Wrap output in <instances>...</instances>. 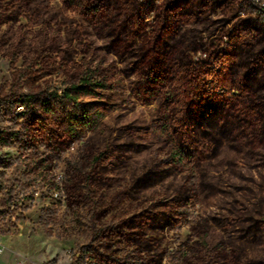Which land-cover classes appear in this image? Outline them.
I'll return each instance as SVG.
<instances>
[{"label":"rangeland","instance_id":"374dc122","mask_svg":"<svg viewBox=\"0 0 264 264\" xmlns=\"http://www.w3.org/2000/svg\"><path fill=\"white\" fill-rule=\"evenodd\" d=\"M173 1L131 0L127 14L113 11L98 25L68 10L65 0H28L40 15L0 25V129L17 134L8 146L0 145V264H93L97 251L122 262L217 264L221 253L226 261L264 264V0H189L190 12L203 14L183 15L187 25H178L168 44L182 70L219 49L213 58L230 63L232 92L248 102L245 111L209 105L187 120L180 144L206 157L203 179L168 164L172 145L148 139L145 129L160 118L163 103L142 105L133 97L137 62L158 12ZM139 4L138 31L132 17ZM88 63L100 65L117 85L103 93L111 111L97 132L55 153L46 141L31 139L13 98L62 89ZM173 111L181 122L186 104H175ZM200 124L230 140L219 144ZM226 143L253 159H241ZM105 149L107 157L86 181L79 175L85 156ZM177 198L181 217L171 205ZM152 212L164 222L146 229V241L104 237L125 219ZM125 221V229L137 235L133 222Z\"/></svg>","mask_w":264,"mask_h":264},{"label":"trees","instance_id":"16d2710c","mask_svg":"<svg viewBox=\"0 0 264 264\" xmlns=\"http://www.w3.org/2000/svg\"><path fill=\"white\" fill-rule=\"evenodd\" d=\"M128 1L131 0H65V4L68 10H76L84 16L94 19L100 25L102 22L106 24L105 20L112 15L113 11L118 10L121 15L127 14L128 3L126 4V2ZM175 1L165 5L163 13L158 12L157 14L150 40L146 42L141 58L137 62L139 81L135 84L133 97L142 105H149L157 100L163 103L160 118L148 124L145 129L148 139L154 143L172 145L168 164L182 172L189 171L195 174L198 179H203L207 176V171L202 170L200 165L205 163L206 157L203 158L201 152L185 149L180 144V138L186 133L185 128L187 131V120L194 118V115L202 112L209 105L222 104L230 108L240 107L245 111L248 102L245 96L232 92L234 87L228 73L231 68L230 63L220 62L213 58V55L220 51L219 49L209 53L207 60L190 62L183 70L180 69L178 59L175 58L177 53L169 52L168 44L176 35L177 26L187 25L188 22L183 20V15L198 19L203 13L201 10L191 13L189 0ZM27 2L28 0H0V7H3L0 12V25L8 23L12 19L14 21L23 17L28 19L31 15L41 14L38 9H30ZM138 8L139 11L132 18L139 31L143 22V15L140 13L142 4H139ZM50 26L53 28V22L50 23ZM9 28L15 30L13 26ZM1 40L3 39L1 38ZM39 46L41 47L40 44ZM214 64L217 66L213 67ZM88 65L90 66H85L81 71L76 82L65 85L62 89L44 90L13 98V109L19 107L23 109L19 118L28 120L26 130L31 139L46 141L55 153L61 151L63 147L82 141L88 134L97 132L111 111L110 108L104 107L103 93L115 90L117 85L110 83L108 78L102 74L100 65L95 67L91 66V63ZM237 90L241 92L240 87ZM250 99L253 100V98ZM180 102L186 104V116L181 122H177L173 108ZM246 112H250V109H247ZM198 128L206 135H216L221 145L230 140L228 137H224L218 129H213L211 125L200 124ZM15 136L17 134L6 133L0 129V145L8 146L10 139ZM176 141H179V146L173 147ZM226 144V148L237 153L241 159L245 161L253 159V156L246 153L244 149H238L229 143ZM106 157V149L94 153V155L88 154L84 158L85 164L79 175L85 177L86 181L91 180L97 165ZM224 167L227 168L225 163ZM171 205L176 210L174 215L181 217L178 213L179 209L177 210L180 207L178 198L172 201ZM134 219L125 220L133 222V229L137 231V235H134L133 231H128L129 228L125 229L127 221L124 220L119 228H115L111 232L108 231L104 237L114 236L135 244L136 241H146L144 236L142 237L146 229H160L164 222V219L154 212L142 214ZM173 219L170 218L166 222ZM259 222L264 227V215ZM222 256L221 253H216L215 257L219 260L217 264H238L234 259L230 258L226 261ZM92 259L93 264H155L152 260L128 262V258L122 262L99 251L95 252Z\"/></svg>","mask_w":264,"mask_h":264},{"label":"built area","instance_id":"2783aa9c","mask_svg":"<svg viewBox=\"0 0 264 264\" xmlns=\"http://www.w3.org/2000/svg\"><path fill=\"white\" fill-rule=\"evenodd\" d=\"M4 251H5V246L0 241V256L4 253Z\"/></svg>","mask_w":264,"mask_h":264}]
</instances>
